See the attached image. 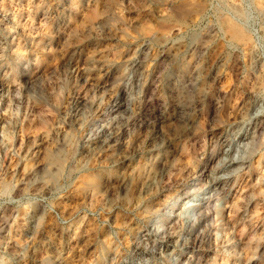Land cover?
Here are the masks:
<instances>
[{"label":"rangeland","instance_id":"374dc122","mask_svg":"<svg viewBox=\"0 0 264 264\" xmlns=\"http://www.w3.org/2000/svg\"><path fill=\"white\" fill-rule=\"evenodd\" d=\"M166 84L195 102L161 116ZM138 94L137 135L184 197L170 233L198 220L165 264H264V0H0V264H126L62 149L69 112L117 118Z\"/></svg>","mask_w":264,"mask_h":264},{"label":"clouds","instance_id":"9594fccd","mask_svg":"<svg viewBox=\"0 0 264 264\" xmlns=\"http://www.w3.org/2000/svg\"><path fill=\"white\" fill-rule=\"evenodd\" d=\"M165 87L171 91L166 92L163 103L159 105L161 116L167 114L168 109H172V115H179L178 110L195 102V98H191L182 105L174 94V85L166 84ZM133 99L136 102L128 104L127 114L117 118L105 112L103 119L90 122V117L77 118L69 112L73 119L64 140L62 156L69 169L67 179L72 185L79 182L86 192L95 193L92 210L99 221L97 227L106 229L108 242L128 250L126 264H165L167 257L163 245L168 235H176L179 244L185 228L189 224L194 228L198 220L195 215L190 219L181 216L177 221L178 227L170 233L176 208L184 197L179 193L175 197L168 195L171 181L163 180L160 175L163 170L157 168L159 155L153 156V153H159L163 142L149 148L144 140L139 139L137 131L142 127L137 119L139 94ZM148 102H153V98ZM256 115H264V111ZM161 116L153 112L149 123L155 125ZM64 120L67 122L68 116ZM125 141L127 148L122 151ZM101 178L108 181L103 192H100ZM112 216H118L126 223L117 227L111 223ZM133 244L142 248L146 255L136 259L135 250L131 247Z\"/></svg>","mask_w":264,"mask_h":264}]
</instances>
